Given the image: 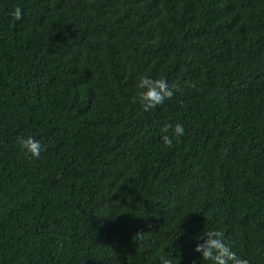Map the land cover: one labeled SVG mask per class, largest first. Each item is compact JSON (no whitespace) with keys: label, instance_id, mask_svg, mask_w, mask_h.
Listing matches in <instances>:
<instances>
[{"label":"trees","instance_id":"trees-1","mask_svg":"<svg viewBox=\"0 0 264 264\" xmlns=\"http://www.w3.org/2000/svg\"><path fill=\"white\" fill-rule=\"evenodd\" d=\"M205 228L264 264V0H0V264H201Z\"/></svg>","mask_w":264,"mask_h":264},{"label":"clouds","instance_id":"clouds-1","mask_svg":"<svg viewBox=\"0 0 264 264\" xmlns=\"http://www.w3.org/2000/svg\"><path fill=\"white\" fill-rule=\"evenodd\" d=\"M10 14L19 19L22 10L19 7L11 9ZM137 90L136 100L143 111L147 112L163 105L171 100L179 90V86L169 84L166 79L153 78L150 75H140L134 85ZM185 134L182 124L165 125L161 128V140L165 146L172 144L173 137L179 138ZM18 146L23 153L31 159H39L44 150L40 140L32 135L20 136ZM196 243L191 249L199 254L201 264H248V260L238 255L234 245L226 241L221 233L216 230L204 229L196 237ZM196 257L192 258L191 264H196ZM162 264H173L172 258H162ZM179 264V262H178Z\"/></svg>","mask_w":264,"mask_h":264}]
</instances>
